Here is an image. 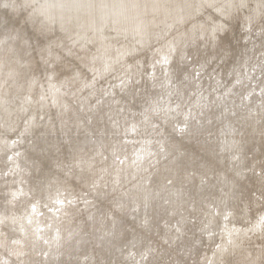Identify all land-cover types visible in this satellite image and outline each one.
Listing matches in <instances>:
<instances>
[{
  "label": "rangeland",
  "instance_id": "obj_1",
  "mask_svg": "<svg viewBox=\"0 0 264 264\" xmlns=\"http://www.w3.org/2000/svg\"><path fill=\"white\" fill-rule=\"evenodd\" d=\"M82 1L0 0V264H264V0Z\"/></svg>",
  "mask_w": 264,
  "mask_h": 264
},
{
  "label": "bare ground",
  "instance_id": "obj_2",
  "mask_svg": "<svg viewBox=\"0 0 264 264\" xmlns=\"http://www.w3.org/2000/svg\"><path fill=\"white\" fill-rule=\"evenodd\" d=\"M3 1H4V0H3ZM6 1H7V0H6ZM25 1H27V0H25ZM81 1H82V0H81ZM173 1H174V0H173ZM180 1H181V0H180ZM210 1H211V0H210ZM8 2H9V1H8ZM48 2H49V1H48ZM57 2H58V1H57ZM61 2H63V1H61ZM68 2H70V1H68ZM82 2H83V1H82ZM93 2H95V1H93ZM160 2H161V1H160ZM163 2H164V1H163ZM171 2H172V1H171ZM183 2H184V1H183ZM183 2H181V3H183ZM198 2H199V1H198ZM198 2H197V3H198ZM200 2H201V0H200ZM200 2H199V3H200ZM212 2H213V1H212ZM225 2H226V1H225ZM39 3H40V2H39ZM53 3H54V2H53ZM63 3H64V2H63ZM76 3H77V2H76ZM168 3H169V2H168ZM176 3H177V2H176ZM179 3H180V2H179ZM184 3H185V2H184ZM188 3H189V2H188ZM17 4H18V3H17ZM49 4H50V3H49ZM49 4H48V5H49ZM54 4H57L56 1H55ZM54 4H53V6H54ZM60 4H61V3H60ZM68 4H69V3H68ZM77 4H78V3H77ZM143 4H144V3H143ZM153 4H154V3H153ZM186 4H187V3H186ZM202 4H204V3H202ZM225 4H226V3H225ZM19 5H20V4H19ZM45 5H46V3H45ZM71 5H73V4H71ZM102 5H103V4H102ZM127 5H128V4H127ZM140 5H141V4H140ZM200 5H201V4H200ZM255 5H256V4H255ZM39 6H40V5H39ZM59 6H63V5H59ZM174 6H175V5H174ZM176 6H177V5H176ZM217 6H218V5H217ZM220 6H221V5H220ZM252 6H253V5H252ZM19 7H20V6H19ZM40 7H41V6H40ZM54 7H57V6H54ZM64 7H66V6H64ZM70 7H72V6H70ZM77 7H78V6H77ZM89 7H90V6H89ZM148 7H149V6H148ZM184 7H186V6H184ZM190 7H191V6H190ZM200 7H201V6H200ZM248 7H249V6H248ZM250 7H251V6H250ZM13 8H14V7H13ZM44 8H46V7L44 6ZM105 8H106V7H105ZM121 8H122V7H121ZM153 8H154V7H153ZM170 8H171V7H170ZM181 8H182V6H181ZM224 8H225V7H224ZM239 8H240V7H239ZM29 9H30V8H29ZM29 9H28V10H29ZM55 9H56V8H55ZM65 9H66V8H65ZM78 9H79V8H78ZM126 9H127V8H126ZM129 9H130V8H129ZM177 9H178V8H177ZM184 9H186V8H184ZM188 9H189V8H188ZM219 9H220V7H219ZM246 9H247V7H246ZM19 10H20V9H19ZM45 10H46V9H45ZM76 10H77V9H76ZM105 10H106V9H105ZM124 10H125V9H124ZM161 10H163V9L161 8ZM237 10H238V9H237ZM260 10H261V9H260ZM43 11H44V10H43ZM43 11H42V12H43ZM53 11H54V10H53ZM60 11H61V10H60ZM67 11H69V10H67ZM67 11H66V12H67ZM80 11H81V10H80ZM137 11H138V10H137ZM151 11H152V10H151ZM157 11H158V10H157ZM165 11H166V10H165ZM186 11H187V10H186ZM211 11H212V10H211ZM232 11H233V10H232ZM262 11H263V10H262ZM45 12H47V11H45ZM49 12H50V11H48V13H49ZM54 12H55V11H54ZM74 12H75V11H74ZM82 12H83V11H82ZM166 12H167V11H166ZM177 12H178V11H177ZM182 12H183V11H182ZM233 12H234V11H233ZM1 13H2V12H1ZM1 13H0V14H1ZM6 13H7V12H6ZM16 13H17V12H16ZM31 13H32V12H31ZM36 13L38 14L39 11L36 12ZM77 13H78V12H77ZM118 13H120V12H118ZM126 13H128V12H126ZM162 13H163V12H162ZM186 13H187V12H186ZM29 14H30V13H29ZM39 14H40V13H39ZM56 14H58V12H57ZM60 14H61V13H60ZM69 14H70V13H69ZM145 14H146V13H145ZM154 14H155V13H154ZM180 14H181V13H180ZM180 14H179V15H180ZM196 14H197V13H196ZM262 14H263V13H262ZM1 15H2V14H1ZM10 15H11V14H10ZM44 15H46V14H44ZM44 15H43V16H44ZM61 15H62V14H61ZM71 15H72V14H71ZM104 15H105V14H104ZM106 15H107V14H106ZM116 15H117V14H116ZM125 15H126V14H125ZM253 15H254V14H253ZM23 16H24V15H23ZM30 16H31V15H30ZM34 16H35V15H34ZM48 16H49V15H48ZM53 16H54V15H53ZM58 16H59V15H58ZM133 16H134V15H133ZM168 16H169V15H168ZM171 16H172V15H171ZM182 16H183V15H182ZM240 16H241V15H240ZM0 17H1V16H0ZM11 17H12V16H11ZM19 17H20V15H19ZM54 17H55V16H54ZM63 17H64V16H63ZM65 17H66V16H65ZM65 17H64V18H65ZM91 17H92V16H91ZM95 17H96V16H95ZM134 17H135V16H134ZM220 17H221V16H220ZM262 17H263V16H262ZM5 18H6V17H5ZM35 18H36V17H35ZM51 18H52V17H51ZM67 18H70V17H67ZM71 18H73V17H71ZM71 18H70V19H71ZM83 18H84V17H83ZM87 18H88V17H87ZM107 18H108V17H107ZM115 18H116V17H115ZM159 18L161 19V17H159ZM159 18H158V19H159ZM166 18H167V17H166ZM183 18H184V16H183ZM208 18H209V17H208ZM26 19H27V18H26ZM57 19H58V17H57ZM57 19H56V20H57ZM62 19H63V18H62ZM62 19H61V20H62ZM75 19H76V18H75ZM141 19H142V18H141ZM144 19H145V18H144ZM204 19H205V18H204ZM3 20H4V19H3ZM41 20H42V19H41ZM44 20H45V18H44ZM65 20H66V19H65ZM93 20H94V19H93ZM128 20H129V19H128ZM136 20H137V19H136ZM167 20H168V19H167ZM172 20H173V19H172ZM243 20H244V19H243ZM255 20H256V19H255ZM255 20H254V21H255ZM263 20H264V19H263ZM0 21H1V20H0ZM9 21H10V20H9ZM17 21H18V20H17ZM21 21H22V20H21ZM49 21H50V20H49ZM51 21H52V22H55V19H54V20L52 19ZM62 21H64V20H62ZM62 21H61V22H62ZM66 21H67V20H66ZM77 21H78V20H77ZM142 21H143V20H142ZM147 21H148V20H147ZM156 21H157V20H156ZM156 21H155V22H156ZM163 21H164V20H163ZM211 21H212V20H211ZM37 22H39V21H37ZM47 22H48V20H47ZM64 22H65V21H64ZM64 22H63V23H64ZM69 22H71V21H69ZM72 22H73V21H72ZM120 22H121V20H120ZM120 22H118V23H120ZM181 22H182V20H181ZM57 23H58V22H57ZM59 23H60V22H59ZM102 23H103V22H102ZM107 23H108V22H107ZM111 23H114V22L112 21ZM148 23H149V22H148ZM184 23H185V22H184ZM204 23H205V22H204ZM9 24H10V23H9ZM40 24H41V23H40ZM49 24H50V23H49ZM49 24H48V26H46V27H48V29H49V26H52V25H53V24H52V25H49ZM72 24H73V23H72ZM159 24H160V23H159ZM165 24H166V23H165ZM179 24H180V23H179ZM26 25H27V24H26ZM56 25H57V24H56ZM65 25H66V24H65ZM67 25H68V24H67ZM69 25H70V23H69ZM80 25H81V24H80ZM92 25H93V24H92ZM92 25H89V26H92ZM98 25H99V24H98ZM117 25H118V24H117ZM122 25H123V23H122ZM130 25H131V24H130ZM133 25H134V24H133ZM135 25H136V24H135ZM138 25H139V24H138ZM138 25H137V26H138ZM171 25H172V24H171ZM184 25H185V24H184ZM217 25H218V23H217ZM221 25H222V24H221ZM7 26H8V25H7ZM12 26H13V25H12ZM35 26H36V25H35ZM54 26H55V25H54ZM75 26H76V25H75ZM119 26H121V25H119ZM124 26H125V25H124ZM146 26H147V25H146ZM212 26H213V25H212ZM215 26H216V24H215ZM218 26H219V25H218ZM218 26H217V27H218ZM4 27H5V26H4ZM14 27H15V26H14ZM17 27H18V26H17ZM40 27H41V26H40ZM40 27H39V29H40ZM43 27H44V26H43ZM43 27H42V28H43ZM52 27H53V26H52ZM111 27H112V25H111ZM142 27H143V26H141V28H142ZM151 27H152V25H151ZM220 27H222V26H220ZM33 28H34V27H33ZM59 28H60V27H59ZM70 28H71V27H70ZM76 28H77V26H76ZM78 28H79V27H78ZM81 28H82V27H81ZM102 28H103V27L101 26V29H102ZM119 28H120V27H119ZM146 28H147V27H146ZM163 28H164V27H163ZM170 28H171V27H170ZM207 28H209V27H207ZM61 29H62V28H61ZM66 29H67V28H66ZM73 29H74V27H73ZM83 29H84V28H83ZM104 29H105V28H104ZM117 29H118V28H117ZM122 29H123V28H122ZM152 29H153V28H152ZM160 29H161V28H160ZM166 29H167V28H166ZM218 29H219V28H218ZM218 29H217V30H218ZM6 30H7V29H6ZM29 30H30V29H29ZM52 30H53V29H52ZM62 30H63V29H62ZM76 30H77V29H76ZM113 30H114V29H113ZM120 30H121V29H120ZM120 30H118V31H120ZM128 30H129V29H128ZM141 30H142V29H141ZM163 30H164V29H163ZM168 30H169V29H168ZM187 30H189V29L187 28ZM208 30H210V29H208ZM45 31H46V30H45ZM68 31H69V29H68ZM72 31H73V30H72ZM72 31H71V32H72ZM82 31H83V30H82ZM97 31H98V30H97ZM97 31H96V32H97ZM104 31H105V30H104ZM123 31H124V30H123ZM130 31H131V30H130ZM139 31H140V30H139ZM144 31H145V30H144ZM153 31H154V30H153ZM197 31H198V30H197ZM211 31H212V30H211ZM17 32H18V31H17ZM49 32H50V31H49ZM71 32H70V33H71ZM91 32H92V31H91ZM113 32H114V31H113ZM132 32H133V31H132ZM164 32H165V31H164ZM215 32H216V30H215ZM262 32H263V31H262ZM6 33H7V32H6ZM8 33H9V32H8ZM26 33H27V32H26ZM74 33H75V31H74ZM89 33H90V32H89ZM97 33H98V32H97ZM100 33H101V32H100ZM100 33H99V34H100ZM134 33H136V32H134ZM157 33H158V32H157ZM188 33H189V31H188ZM191 33H192V32H191ZM193 33H195V32H193ZM205 33H206V32H205ZM34 34H35V33H34ZM58 34H59V33H58ZM64 34H66V33H64ZM79 34H80V33H79ZM94 34H95V33H94ZM101 34H102V33H101ZM108 34H109V33H108ZM132 34H133V33H132ZM160 34H161V32H160ZM183 34H184V33H183ZM197 34H198V33H197ZM202 34H203V33H202ZM222 34H223V33H222ZM36 35H37V34H36ZM38 35H39V34H38ZM40 35H41V34H40ZM50 35H51V34H50ZM60 35H62V34H60ZM90 35H91V34H90ZM96 35H97V34H96ZM96 35H94V36H96ZM135 35H136V34H135ZM147 35H148V34H147ZM158 35H159V34H158ZM178 35H179V34H178ZM200 35H201V34H200ZM207 35H208V34H207ZM243 35H244V34H243ZM9 36H10V34H9ZM9 36H8V37H9ZM55 36H56V35H55ZM76 36H77V35H76ZM88 36H89V35H88ZM108 36H109V35H108ZM125 36H126V35H125ZM152 36H154V35H152ZM161 36H162V35H161ZM171 36H172V35H171ZM194 36H197V35L195 34ZM210 36H212V35H210ZM216 36H217V34H216ZM262 36H263V35H262ZM8 37H7V38H8ZM38 37H39V36H38ZM58 37H59V36H58ZM70 37H71V36H70ZM82 37H83V36H82ZM86 37H87V35H86ZM91 37H92V36H91ZM101 37H102V36H101ZM104 37H105V36H104ZM115 37H116V36H115ZM123 37H124V36H123ZM123 37H122V38H123ZM130 37H131V36H130ZM130 37H129V39H130ZM136 37H137V36H136ZM213 37H215V36H213ZM228 37H229V36H228ZM228 37H227V38H228ZM232 37H233V36H232ZM243 37H244V36H243ZM59 38H60V37H59ZM73 38H74V37H73ZM73 38H72V39H73ZM113 38H114V37H113ZM175 38H176V36H175ZM177 38H178V37H177ZM34 39H35V38H34ZM50 39H51V38H50ZM62 39H63V38H62ZM62 39H61V40H62ZM76 39H77V38H76ZM86 39H87V38H86ZM86 39H85V40H86ZM88 39H89V38H88ZM126 39H127V38H126ZM179 39H180V38H179ZM185 39H186V38H185ZM189 39H190V37H189ZM216 39H217V38H216ZM245 39H246V38H245ZM256 39H257V38H256ZM5 40H6V39H5ZM57 40H58V39H57ZM57 40H56V42L58 43ZM59 40H60V39H59ZM78 40H79V39H78ZM85 40H84V41H85ZM91 40H92V39H91ZM103 40H104V39H103ZM109 40H110V39H109ZM132 40H133V38H132ZM132 40H131V42H132ZM135 40H136V39H135ZM162 40H163V39H162ZM173 40H174V39H173ZM181 40H182V39H181ZM211 40H212V38H211ZM7 41H8V40H7ZM12 41H13V40H12ZM20 41H21V40H20ZM71 41H72V40H71ZM82 41H83V39H82ZM120 41H121V40H120ZM128 41H129V40H128ZM143 41H144V40H143ZM176 41L178 42L179 40H176ZM182 41H183V40H182ZM197 41H198V40H197ZM247 41H248V40H247ZM21 42H22V41H21ZM26 42H27V40H26ZM41 42H42V41H41ZM50 42H51V41H50ZM72 42H74V41H72ZM111 42H112V41H111ZM115 42H116V41H115ZM135 42H136V41H135ZM135 42H134V43H135ZM155 42H156V41H155ZM177 42H176V43H177ZM180 42H181V41H180ZM219 42H220V41H219ZM53 43H55V42H53ZM53 43H52V44H53ZM97 43H98V41H97ZM103 43H104V42H103ZM146 43H147V42H146ZM161 43H162V42H161ZM242 43H243V42H242ZM245 43H246V42H245ZM3 44H4V43H3ZM7 44H8V42H7ZM46 44H47V43H46ZM62 44H63V43H62ZM85 44H86V43H85ZM95 44H96V43H95ZM114 44H115V43H114ZM132 44H133V43H131V45H132ZM135 44H137V43H135ZM171 44L173 45V43H171ZM184 44H185V43H184ZM257 44H258V42H257ZM262 44H263V43H262ZM19 45H20V44H19ZM50 45H51V43H50ZM55 45H56V43H55ZM97 45H98V44H97ZM105 45H106V44H105ZM108 45H110V44H108ZM119 45L121 46V44H119ZM124 45H125V43H124ZM128 45H129V44H128ZM128 45H127V46H128ZM131 45H130V46H131ZM180 45H181V44H180ZM204 45H205V44H204ZM204 45H203V46H204ZM254 45H255V44H254ZM56 46H57V45H56ZM67 46H68V45H67ZM70 46H71V45H69V47H70ZM75 46H77V45H75ZM83 46H84V45H83ZM99 46H100V45H99ZM112 46H114V45H112ZM148 46H149V45H148ZM163 46H164V45H163ZM163 46H162V47H163ZM181 46H182V45H181ZM203 46H202V47H203ZM6 47H7V46H6ZM21 47H22V46H21ZM33 47H34V46H33ZM40 47H42V46H40ZM45 47H46V46H45ZM62 47H63V46H62ZM85 47L87 48V46H85ZM90 47H91V45H90ZM101 47H102V46H101ZM110 47H111V46H110ZM140 47H142V46H140ZM143 47H144V46H143ZM165 47H166V46H165ZM175 47H176V46H175ZM261 47H262V46H261ZM42 48H43V47H42ZM49 48H50V46H49ZM96 48H97V46H96ZM108 48H109V47H108ZM108 48H107V49H108ZM115 48H116V47H115ZM158 48H159V47H158ZM178 48H179V46H178ZM19 49H20V48H19ZM39 49H40V48H39ZM80 49H81V48H80ZM100 49H101V48H100ZM118 49H119V48H118ZM132 49H134V47H132ZM132 49H131V50H132ZM256 49H257V48H256ZM17 50H18V49H17ZM30 50H31V49H30ZM58 50H59V49H58ZM66 50H67V49H66ZM73 50H74V49H73ZM77 50H78V49H77ZM92 50H93V49H92ZM162 50H163V49H162ZM178 50H179V49H178ZM234 50H236V49H234ZM45 51H46V50H45ZM48 51H50V49H49ZM75 51H76V50H75ZM83 51H84V50H83ZM111 51H112V50H111ZM151 51H153V50H151ZM174 51H175V50H174ZM37 52H38V51H37ZM46 52H47V51H46ZM67 52H68V51H67ZM105 52H106V51H105ZM105 52H104V53H105ZM108 52H109V50H108ZM113 52H116V51H113ZM119 52H120V51H119ZM158 52H160V51H158ZM167 52L169 53L168 50H167ZM180 52L182 53L183 51L180 50ZM202 52H203V51H202ZM222 52H223V51H222ZM51 53H52V52H51ZM59 53H60V52H59ZM80 53H81V52H80ZM89 53H90V52H89ZM144 53H145V52H144ZM146 53H147V52H146ZM168 53H167V54H168ZM249 53H250V52H249ZM249 53H248V54H249ZM40 54H41V53H40ZM46 54H47V53H45V55H46ZM105 54H106V53H105ZM105 54H104V55H105ZM109 54H110V53H109ZM119 54H120V53H119ZM122 54H123V52H122ZM158 54H159V53H158ZM225 54H226V53H225ZM27 55H28V54H27ZM47 55L51 56L50 54H47ZM88 55H89V54H88ZM90 55H91V54H90ZM221 55H222V54H221ZM231 55H232V54H231ZM255 55H257V54H255ZM0 56H1V55H0ZM35 56H36V55H35ZM41 56H42V54H41ZM53 56H54V55H53ZM83 56H84V55H83ZM95 56H96V55H95ZM125 56H127V55H125ZM128 56H129V55H128ZM157 56H158V55H157ZM164 56H165V55H164ZM175 56H176V55H175ZM178 56H179V55H178ZM203 56H204V55H203ZM258 56H259V55H258ZM18 57H19V56H18ZM79 57H80V56H79ZM88 57H89V56H88ZM100 57H101V56H100ZM114 57H116V56H114ZM140 57H141V56H140ZM184 57H185V56H184ZM5 58H6V57H5ZM43 58H44V56H43ZM47 58H48V57H47ZM98 58H99V57H98ZM117 58H118V57H117ZM124 58H125V57H124ZM130 58H131V57H130ZM153 58H154V57H153ZM193 58H194V57H193ZM1 59H2V58H1ZM56 59H57V55H56ZM56 59H55V60H56ZM100 59L102 60V58H100ZM112 59H113V58H112ZM112 59H111V60H112ZM118 59H119V58H118ZM120 59H121V57H120ZM160 59H161V58H160ZM8 60H9V59H8ZM18 60H19V59H18ZM58 60H59V59H58ZM101 60H100V62H101ZM109 60H110V59H109ZM122 60H124V59L122 58ZM169 60H170V59H169ZM196 60H197V59H196ZM201 60H202V59H201ZM208 60H209V59H208ZM222 60H223V58H222ZM20 61H21V60H20ZM82 61H83V60H82ZM88 61H89V60H88ZM88 61H87V62H88ZM92 61H93V60H92ZM96 61H97V60H96ZM112 61H113V60H112ZM258 61H259V60H258ZM3 62H4V61H3ZM25 62H26V61H25ZM49 62H50V61H49ZM56 62H57V61H56ZM58 62H59V61H58ZM106 62H107V61H106ZM132 62H133V61H132ZM109 63H110V62H109ZM115 63H116V62H115ZM115 63H114V65H115ZM159 63H160V62H159ZM253 63H254V62H253ZM2 64H3V63H2ZM27 64H28V63H27ZM59 64H60V63H59ZM59 64H58V65H59ZM95 64H96V63H95ZM102 64H103V63H102ZM104 64H105V63H104ZM130 64H131V63H130ZM167 64H168V63H167ZM24 65H25V64H24ZM55 65H56V64H55ZM60 65H61V64H60ZM87 65H88V64H87ZM156 65H157V64H156ZM237 65H238V64H237ZM248 65H249V64H248ZM56 66H57V65H56ZM63 66H64V65H63ZM115 66H116V65H115ZM163 66H164V65H163ZM66 67H68V66L66 65ZM132 67H133V66H132ZM164 67H165V66H164ZM175 67H176V66H175ZM250 67H252V66H250ZM259 67H260V66H259ZM68 68H69V67H68ZM90 68H91V67H90ZM92 68H93V67H92ZM98 68H99V67H97L96 69H98ZM135 68H136V67H135ZM156 68H157V66H156ZM167 68H168V66H167ZM202 68H203V67H202ZM10 69H11V68H10ZM43 69H44V68H43ZM52 69H53V68H52ZM70 69H71V68H70ZM177 69H178V68H177ZM233 69H234V67H233ZM28 70H29V69H28ZM66 70H67V69H66ZM127 70H128V69H127ZM129 70H130V69H129ZM143 70H144V69H143ZM166 70H167V69H166ZM245 70H246V69H245ZM108 71H110V70H108ZM131 71H132V70H131ZM151 71H152V70H151ZM154 71H155V70H154ZM176 71H177V70H176ZM199 71H200V70H199ZM246 71H247V70H246ZM69 72H70V70H69ZM71 72H72V71H71ZM94 72H96V70H95ZM94 72H93V73H94ZM99 72H100V71H99ZM149 72H150V71H149ZM166 72H167V71H166ZM228 72H229V71H228ZM6 73H8V72H6ZM52 73H53V72H52ZM55 73H56V72H55ZM55 73H54V74H55ZM66 73H67V72H66ZM110 73H111V72H110ZM123 73H124V72H123ZM186 73H187V72H186ZM241 73H242V72H241ZM263 73H264V72H263ZM35 74H36V73H35ZM45 74H46V73H45ZM61 74H62V73H61ZM68 74H69V73H68ZM89 74H90V73H89ZM137 74H138V73H137ZM166 74H168V73H166ZM174 74H175V73H174ZM177 74H178V73H177ZM194 74H195V73H194ZM239 74H240V73H239ZM16 75H17V74H16ZM20 75H21V74H20ZM64 75H65V74H64ZM69 75H70V74H69ZM75 75H76V74H75ZM78 75H79V74H78ZM119 75H120V74H119ZM151 75H152V74H151ZM153 75H154V74H153ZM186 75H187V74H186ZM4 76H5V75H4ZM4 76H3V77H4ZM34 76H35V75H34ZM67 76H68V75H67ZM72 76H73V75H72ZM113 76H114V75H113ZM125 76H126V75H125ZM182 76H183V75H182ZM250 76H251V75H250ZM49 77H50V76H49ZM54 77H55V76H54ZM63 77H64V79H65V76H63ZM231 77H232V76H231ZM257 77H258V76H257ZM47 78H48V76H47ZM47 78H46V80H47ZM58 78H59V77H58ZM80 78H81V77H80ZM133 78H134V77H133ZM166 78H167V76H166ZM202 78H203V77H202ZM11 79H12V78H11ZM50 79H51V78H50ZM54 79H55V78H54ZM64 79H63V80H64ZM124 79H125V78H124ZM134 79H135V78H134ZM168 79H169V78H168ZM191 79H192V78H191ZM234 79H235V78H234ZM234 79H233V80H234ZM237 79H238V78H237ZM52 80H53V79H52ZM55 80H56V79H55ZM125 80H126V79H125ZM160 80H161V79H160ZM160 80H159V81H160ZM209 80H210V79H209ZM216 80H217V79H216ZM244 80H245V79H244ZM31 81H33V80H31ZM59 81L61 82L60 79H59ZM64 81H65V80H64ZM70 81H71V80H70ZM78 81H79V80H78ZM163 81H165V79H164ZM167 81H168V80H167ZM167 81H166V82H167ZM247 81H248V80H247ZM55 82H56V81H55ZM85 82H86V81H85ZM87 82H88V81H87ZM97 82H98V81H97ZM97 82H96V83H97ZM116 82H117V81H116ZM122 82H123V81H122ZM133 82H134V81H133ZM57 83H58V82H57ZM62 83H64V82H62ZM65 83H66V81H65ZM82 83H83V82H82ZM123 83H124V82H123ZM125 83H126V82H125ZM141 83H143V82H141ZM164 83H165V82H164ZM11 84H12V83H11ZM51 84H52V83H51ZM58 84H59V85H62V84H60V83H58ZM227 84H228V83H227ZM54 85H55V84H54ZM86 85H87V84H86ZM101 85H102V83H101ZM123 85H124V84H123ZM123 85H122V86H123ZM125 85H126V84H125ZM169 85H170V84H169ZM171 85H172V84H171ZM251 85H252V84H251ZM77 86H78V85H77ZM81 86H82V85H81ZM141 86H142V85H141ZM183 86H184V85H183ZM245 86H246V85H245ZM27 87H29V86H27ZM30 87H31V86H30ZM123 87H124V86H123ZM132 87H133V86H132ZM153 87H154V86H153ZM164 87H166V86H164ZM212 87H213V86H212ZM233 87H234V86H233ZM53 88H54V87H53ZM77 88H78V87H77ZM113 88H114V87H113ZM119 88H120V87H119ZM134 88H135V87H134ZM174 88H175V87H174ZM3 89H4V88H3ZM45 89H46V88H45ZM45 89H44V91H45ZM59 89H60V86H59ZM79 89H80V87H79ZM79 89H78V90H79ZM135 89H136V88H135ZM169 89H170V88H169ZM179 89H180V87H179ZM201 89H202V88H201ZM227 89H228V88H227ZM233 89H234V88H233ZM242 89H243V88H242ZM28 90H29V89H28ZM70 90H71V89H70ZM122 90H123V89H122ZM206 90H207V89H206ZM9 91H10V90H9ZM52 91H53V90H52ZM67 91H68V90H67ZM203 91H204V90H203ZM54 92H55V91H54ZM58 92H59V91H58ZM142 92H143V91H142ZM168 92H169V91H168ZM0 93H1V92H0ZM26 93H27V92H26ZM55 93H56V92H55ZM72 93H73V92H72ZM72 93H71V94H72ZM108 93H109V92H108ZM114 93H115V92H114ZM125 93H126V92H125ZM149 93H150V92H149ZM198 93H199V92H198ZM216 93H217V92H216ZM66 94H67V92H66ZM175 94H176V93H175ZM179 94H180V93H179ZM191 94H192V93H191ZM208 94H209V93H208ZM52 95H55V94H52ZM56 95H57V94H56ZM62 95H63V94H62ZM79 95H80V94H79ZM124 95H125V94H124ZM154 95H155V94H154ZM214 95H215V94H214ZM263 95H264V94H263ZM41 96H42V95H41ZM71 96H72V95H71ZM95 96H96V95H95ZM113 96H114V95H113ZM127 96H128V95H127ZM151 96H152V95H151ZM163 96H164V94H163ZM189 96H190V95H189ZM189 96H188V97H189ZM240 96H241V95H240ZM38 97H39V96H38ZM51 97H52V96H51ZM56 97H57V96H56ZM73 97H75V96H73ZM110 97H111V96H110ZM130 97H131V96H130ZM15 98H16V97H15ZM25 98H26V97H25ZM27 98H28V97H27ZM40 98H41V97H40ZM87 98H88V97H87ZM87 98H85V99L87 100ZM102 98H103V97H102ZM105 98H106V97H105ZM5 99H6V98H5ZM36 99H37V98H36ZM41 99H42V98H41ZM41 99H39V100H41ZM56 99H57V98H56ZM56 99H55V100H56ZM67 99H68V98H67ZM81 99H82V98H81ZM151 99H152V98H151ZM187 99H188V98H187ZM200 99H201V98H200ZM22 100H23V99H22ZM28 100H29V98H28ZM28 100H27V101H28ZM52 100H53V99H52ZM58 100H59V99H58ZM64 100H66V96H65V99H64ZM64 100H63V101H64ZM82 100H83V99H82ZM82 100H81V101H82ZM89 100H90V99H89ZM159 100H160V99H159ZM192 100H193V99H192ZM31 101H32V100H31ZM70 101H71V100H70ZM84 101H85V100H84ZM103 101H104V100H103ZM213 101H214V100H213ZM219 101H220V100H219ZM229 101H230V100H229ZM241 101H242V99H241ZM10 102H12V100H11ZM34 102H35V101L33 100V103H34ZM44 102H45V101H44ZM48 102H49V101H48ZM53 102H54V101H53ZM142 102H143V101H142ZM160 102H161V101H160ZM166 102H167V101H166ZM223 102H224V101H223ZM35 103H36V102H35ZM41 103H43V102H41ZM56 103H58V101H57ZM56 103H55V104H56ZM62 103H63V102H62ZM65 103H66V101H65ZM67 103H68V102H67ZM113 103H114V102H113ZM194 103H195V102H194ZM207 103H208V102H207ZM20 104H21V103H20ZM37 104H38V103H37ZM43 104H44V103H43ZM70 104H71V103H70ZM27 105H28V104H27ZM40 105H41V104H40ZM59 105H60V104H59ZM66 105H67V104H66ZM73 105H74V104H73ZM96 105H97V104H96ZM158 105H159V104H158ZM187 105H189V104H187ZM196 105H197V104H196ZM200 105H201V104H200ZM228 105H229V104H228ZM240 105H241V104H240ZM6 106H7V105H6ZM68 106H69V105H68ZM151 106H152V105H151ZM151 106H150V107H151ZM154 106H156V105H154ZM162 106H163V105H162ZM164 106H165V105H164ZM198 106H199V105H198ZM32 107H33V106H32ZM79 107H80V106H79ZM101 107H102V106H101ZM226 107H227V106H226ZM8 108H9V107H8ZM12 108H13V106H12ZM64 108H66V107H64ZM92 108H93V107H92ZM16 109H17V108H16ZM90 109H91V108H90ZM113 109H114V108H113ZM138 109H139V108H138ZM161 109H162V108H161ZM165 109H166V107H165ZM84 110H85V109H84ZM111 110H112V109H111ZM152 110H153V109H152ZM163 110H164V109H163ZM174 110H175V109H174ZM231 110H232V109H231ZM231 110H230V111H231ZM259 110H260V109H259ZM57 111H58V110H57ZM112 111H113V110H112ZM157 111H158V110H157ZM179 111H180V110H179ZM15 112H16V111H15ZM69 112H70V111H69ZM84 112H85V111H84ZM90 112H91V111H90ZM115 112H116V111H115ZM246 112H247V111H246ZM16 113H17V112H16ZM23 113H24V112H23ZM94 113H95V112H94ZM107 113H108V112H107ZM134 113H135V112H134ZM174 113H175V112H174ZM179 113H180V112H179ZM183 113H184V112H183ZM253 113H254V112H253ZM19 114H20V113H19ZM48 114H49V113H48ZM61 114H62V113H61ZM64 114H65V112H64ZM74 114H75V113H74ZM76 114H77V113H76ZM97 114H98V113H97ZM168 114H169V113H167V115H168ZM194 114H195V113H194ZM33 115H34V114H33ZM79 115H80V114H79ZM140 115H141V114H140ZM181 115H182V113H181ZM186 115H187V114H186ZM231 115H232V114H231ZM250 115L252 116V114H250ZM37 116H38V115H37ZM80 116H81V115H80ZM84 116H85V115H84ZM116 116H117V115H116ZM119 116H120V115H119ZM137 116H138V115H137ZM177 116H178V115H177ZM248 116H249V115H248ZM9 117H10V116H9ZM20 117H21V116H20ZM56 117H58V116H56ZM66 117H67V116H66ZM164 117H165V116H164ZM175 117H176V116H175ZM184 117H185V116H184ZM252 117H253V116H252ZM60 118H61V117H60ZM169 118H170V117H169ZM225 118H226V117H225ZM28 119H29V118H28ZM66 119H67V118H66ZM74 119H75V118H74ZM88 119H89V118H88ZM251 119H252V118H251ZM20 120H21V119H20ZM20 120H19V121H20ZM35 120H36V119H35ZM217 120H218V119H217ZM66 121H67V120H66ZM180 121H181V120H180ZM209 121H210V120H209ZM213 121H214V120H213ZM237 121H238V120H237ZM13 122H15V121H13ZM33 122H34V121H33ZM44 122H45V121H44ZM95 122H96V121H95ZM196 122H197V121H196ZM36 123H37V122H36ZM54 123H56V122H54ZM59 123H60V122H59ZM66 123H67V122H66ZM96 123H97V122H96ZM107 123H108V122H107ZM168 123H169V122H168ZM2 124H4V123H2ZM14 124H15V123H14ZM33 124H34V123H33ZM60 124H61V123H60ZM64 124H65V123H64ZM78 124H79V123H78ZM78 124H77V125H78ZM130 124H131V123H130ZM250 124H251V123H250ZM36 125H37V124H36ZM61 125H62V124H61ZM65 125H66V124H65ZM95 125H96V124H95ZM23 126H24V125H23ZM50 126H51V125H50ZM105 126H106V125H105ZM105 126H104V127H105ZM131 126H132V124H131ZM179 126H180V125H179ZM252 126H253V125H252ZM12 127H13V126H12ZM25 127H26V126H25ZM60 127H61V126H60ZM68 127H69V126H68ZM79 127H80V126H79ZM100 127H101V126H100ZM127 127H128V126H127ZM174 127H175V126H174ZM187 127H188V125H187ZM246 127H247V126H246ZM1 128H2V127H1ZM56 128H57V127H56ZM61 128H62V127H61ZM91 128H92V127H91ZM123 128H124V127H123ZM131 128H132V127H131ZM161 128H162V127H161ZM168 128H169V127H168ZM199 128H200V126H199ZM10 129H11V128H10ZM31 129H32V128H31ZM36 129H37V128H36ZM65 129H66V128H65ZM65 129H64V130H65ZM188 129H189V128H188ZM43 130H44V129H43ZM153 130H154V129H153ZM179 130H180V129H179ZM2 131H3V130H2ZM27 131H28V130H27ZM94 131H95V130H94ZM10 132H11V131H10ZM35 132H36V131H35ZM35 132H34V133H35ZM70 133H71V132H70ZM82 133H83V132H82ZM89 133H90V131H89ZM37 134H38V133H37ZM60 134H61V133H60ZM72 134H74V133H72ZM116 134H117V133H116ZM2 135H3V134H2ZM8 135H9V134H8ZM34 135H35V134H34ZM54 135H55V134H54ZM66 135H67V134H66ZM68 135H69V134H68ZM241 135H242V134H241ZM21 136H22V135H21ZM24 136H25V135H24ZM40 136H41V135H40ZM70 136H71V135H70ZM88 136H89V135H88ZM125 136H126V135H125ZM16 137H17V136H16ZM63 137H66V136H63ZM71 137H72V136H71ZM71 137H70V138H71ZM97 137H99V136H97ZM119 137H120V136H119ZM21 138H22V137H21ZM41 138H43V137H41ZM52 138H53V137H52ZM75 138H76V137H75ZM138 138H139V137H138ZM1 139H2V138H1ZM43 139H44V138H43ZM45 139H46V138H45ZM130 139H131V138H130ZM141 139H142V138H141ZM6 140H7V139H6ZM6 140H5V141H6ZM20 140H21V139H20ZM27 140H28V138H27ZM57 140H58V137H57ZM76 140H77V139H76ZM83 140H84V139H83ZM95 140H97V139H95ZM104 140H105V139H104ZM48 141H49V140H48ZM79 141H80V140H79ZM81 141H82V140H81ZM144 141H145V140H144ZM27 142H28V141H27ZM70 142H71V141H70ZM56 143H57V142H56ZM71 143H72V142H71ZM98 143H99V142H98ZM133 143H134V142H133ZM138 143H139V142H138ZM164 143H165V142H164ZM35 144H36V143H35ZM62 144H63V143H62ZM77 144H78V143H77ZM93 144H94V143H93ZM241 144H242V143H241ZM11 145H12V144H11ZM20 145H21V144H20ZM39 145H40V144H39ZM102 145H103V144H102ZM115 145H116V144H115ZM201 145H202V144H201ZM51 146H52V145H51ZM64 146H65V145H64ZM71 146H72V145H71ZM120 146H122V145H120ZM1 147H2V146H1ZM43 147H44V146H43ZM43 147H42V148H43ZM75 147H76V146H75ZM86 147H87V146H86ZM99 147H100V146H99ZM145 147H147V146H145ZM158 147H159V146H158ZM175 147H176V146H175ZM12 148H13V147H12ZM19 148H20V147H19ZM31 148H32V147H31ZM62 148H63V147H62ZM72 148H73V147H72ZM94 148H95V147H94ZM112 148H113V147H112ZM140 148H141V147H140ZM15 149H16V148H15ZM56 149H57V148H56ZM60 149H61V148H60ZM88 149H89V148H88ZM96 149H97V148H96ZM102 149H103V148H102ZM110 149H111V148H110ZM154 149H155V148H154ZM164 149H165V148H164ZM182 149H183V148H182ZM25 150H26V149H25ZM67 150H68V149H67ZM77 150H78V149H77ZM7 151H8V150H7ZM34 151H35V150H34ZM34 151H33V152H34ZM78 151H79V150H78ZM103 151H104V150H103ZM129 151H130V150H129ZM140 151H141V150H140ZM143 151H144V150H143ZM143 151H142V152H143ZM154 151H155V150H154ZM154 151H153V152H154ZM23 152H24V151H23ZM25 152H26V151H25ZM104 152H105V151H104ZM138 152H139V151H138ZM148 152H149V151H148ZM148 152H147V153H148ZM175 152H176V151H175ZM29 153H30V152H29ZM48 153H49V152H48ZM55 153H56V152H55ZM63 153H64V152H63ZM74 153H75V150H74ZM117 153H118V152H117ZM117 153H116V154H117ZM121 153H122V152H121ZM136 153H137V152H136ZM203 153H204V152H203ZM20 154H21V153H20ZM51 154H52V153H51ZM67 154H68V153H67ZM126 154H127V153H126ZM155 154H156V153H155ZM31 155H32V154H31ZM34 155H35V154H34ZM81 155H82V154H81ZM117 155H118V154H117ZM131 155H132V154H131ZM149 155H150V154H149ZM149 155H148V156H149ZM157 155H158V154H157ZM28 156H29V155H28ZM74 156H75V154H74ZM93 156H94V154H93ZM97 156H98V155H97ZM97 156H96V157H97ZM140 156H141V155H140ZM143 156H144V155H143ZM23 157H24V156H23ZM44 157H45V156H44ZM76 157H77V155H76ZM79 157H80V156H79ZM89 157H90V156H89ZM125 157H126V156H125ZM160 157H161V156H160ZM20 158H21V157H20ZM30 158H31V157H30ZM45 158H46V157H45ZM47 158H48V157H47ZM80 158H81V157H80ZM93 158H94V157H93ZM63 159H64V158H63ZM77 159H78V158H77ZM86 159H87V158H86ZM124 159H125V158H124ZM127 159H128V158H127ZM130 159H131V158H130ZM78 160H81V159H78ZM4 161H5V160H4ZM59 161H60V160H59ZM83 161H84V160H83ZM83 161H82V162H83ZM88 161H89V160H88ZM168 161H169V160H168ZM76 162H77V160H76ZM26 163H27V162H26ZM50 163H51V162H50ZM55 163H56V162H55ZM77 163H79V162H77ZM77 163H75V164H77ZM84 163H86V162H84ZM84 163H83V164H84ZM88 163H90V162H88ZM131 163H133V161H132ZM13 164H14V163H13ZM38 164L40 165V163H38ZM51 164H52V163H51ZM6 165H7V164H6ZM17 165H18V164H17ZM36 165H37V163H36ZM36 165H35V166H36ZM52 165H53V164H52ZM81 165H82V164H81ZM86 165H87V164H86ZM94 165H95V164H94ZM106 165H107V164H106ZM116 165H117V164H116ZM134 165H135V164H134ZM13 166H14V165H13ZM30 166H31V165H30ZM46 166H47V165H46ZM53 166H54V165H53ZM53 166H52V167H53ZM59 166H60V165H59ZM114 166H115V165H114ZM118 167H119V166H118ZM72 168H73V167H72ZM108 168H109V167H108ZM126 168H127V167H126ZM83 169H84V168H83ZM97 169H98V168H97ZM102 169H104V168H102ZM115 169H116V168H115ZM1 170H2V169H1ZM41 170H42V169H41ZM57 170H58V169H57ZM90 170H91V169H90ZM124 170H125V169H124ZM130 170H131V169H130ZM133 170H134V169H133ZM3 171H4V170H3ZM15 171H16V170H15ZM32 171H33V170H32ZM46 171H47V170H46ZM49 171H50V170H49ZM63 171H64V170H63ZM68 171H69V170H68ZM81 171H82V170H81ZM141 171H142V170H141ZM141 171H140V172H141ZM17 172H19V170H18ZM87 172H88V171H87ZM113 172H114V171H113ZM122 172H123V171H122ZM9 173H10V172H9ZM20 173H21V172H20ZM31 173H32V172H31ZM36 173H37V172H36ZM44 173H45V172H44ZM58 173H59V172H58ZM68 173H69V172H68ZM71 173H72V172H71ZM117 173H118V172H117ZM117 173H116V174H117ZM119 173H120V172H119ZM85 174H86V173H85ZM103 174H104V173H103ZM113 174H114V173H113ZM142 174H143V173H142ZM11 175H12V174H11ZM22 175H23V174H22ZM36 175H37V174H36ZM38 175H39V174H38ZM75 175H76V174H75ZM144 175H145V174H144ZM30 176H31V175H30ZM102 176H103V175H102ZM134 176H135V175H134ZM141 176H142V175H141ZM13 177H15V176H13ZM147 177H148V176H147ZM191 177H192V176H191ZM54 178H55V177H54ZM137 178H138V177H137ZM140 178H141V177H140ZM145 178H146V177H145ZM8 179H9V178H8ZM15 179H16V178H15ZM32 179H33V178H32ZM129 179H130V178H129ZM146 179H147V178H146ZM66 180H67V178H66ZM20 181H21V180H20ZM24 181H25V180H23V182H24ZM46 181H47V180H46ZM51 181H52V180H51ZM69 181H70V180H69ZM69 181H68V182H69ZM115 181H116V180H115ZM37 182H38V181H37ZM76 182H77V181H76ZM96 182H97V181H96ZM1 183H2V181H1ZM21 183H22V182H21ZM107 183H108V182H107ZM135 183H136V182H135ZM17 184H18V183H17ZM19 184H20V183H19ZM19 184H18V185H19ZM52 184H53V183H52ZM95 184H96V183H95ZM102 184H103V183H102ZM110 184H111V183H110ZM164 184H165V183H164ZM20 185H21V184H20ZM27 185H28V184H27ZM93 185H94V183H93ZM121 185H122V184H121ZM12 186H13V185H12ZM33 186H34V184H33ZM42 186H43V185H42ZM7 187H8V186H7ZM27 187H28V186H27ZM109 187H110V186H109ZM122 187H123V186H122ZM102 188H103V187H102ZM67 189H68V188H67ZM134 189H135V188H134ZM16 190H17V189H16ZM18 190H19V189H18ZM125 191H126V190H125ZM1 192H3V191H1ZM101 192H102V191H101ZM107 192H108V191H107ZM129 192H130V191H129ZM121 193H122V192H121ZM53 194H54V193H53ZM124 194H125V193H124ZM3 195H4V194H3ZM36 196H37V195H36ZM121 196H122V195H121ZM10 197H11V196H10ZM24 197H25V196H24ZM73 197H74V196H73ZM106 198H107V197H106ZM98 199H99V198H98ZM8 200H9V199H8ZM23 200H24V199H23ZM102 200H103V199H102ZM144 200H145V199H144ZM10 201H11V200H10ZM20 201H21V200H20ZM37 201H38V200H37ZM154 201H155V200H154ZM31 202H32V201H31ZM138 202H139V201H138ZM16 203H17V202H16ZM0 204H1V203H0ZM26 205H27V204H26ZM2 206H3V205H2ZM11 206H12V205H11ZM85 206H86V205H85ZM85 206H84V207H85ZM95 206H96V204H95ZM26 207H27V206H26ZM8 208H9V207H8ZM21 208H22V207H21ZM59 208H60V207H59ZM23 210H24V209H23ZM37 210H38V209H37ZM2 211H3V210H2ZM6 212H7V211H6ZM31 212H32V211H31ZM37 212H38V211H37ZM81 212H82V211H81ZM23 213H24V212H23ZM33 213H34V212H33ZM35 213H36V212H35ZM125 213H126V212H125ZM45 214H46V213H45ZM86 214H87V213H86ZM32 215H34V214H32ZM39 216H40V215H39ZM36 217H37V216H36ZM73 217H74V216H73ZM22 218H23V217H22ZM84 218H85V217H84ZM37 220H38V219H37ZM23 221H24V220H23ZM39 221H40V220H39ZM18 222H19V221H18ZM18 222H17V223H18ZM33 222H34V221H33ZM138 222H139V221H138ZM37 223H38V222H37ZM64 223H65V222H64ZM25 224H26V223H25ZM47 224H48V223H47ZM66 225H67V224H66ZM104 225H105V224H104ZM11 226H12V225H11ZM24 226H25V225H24ZM43 228H44V227H43ZM44 229H45V228H44ZM46 229H47V228H46ZM46 229H45V230H46ZM38 230H39V229H38ZM69 231H70V230H69ZM40 232H41V231H40ZM43 233H45V232H43ZM50 234H51V233H50ZM41 235H42V234H41ZM56 235H57V234H56ZM128 236H129V235H128ZM34 238H35V237H34ZM50 238H51V237H50ZM28 239H29V238H28ZM38 241H39V240H38ZM144 242H145V241H144ZM32 243H33V242H32ZM35 243H36V242H35ZM161 243H162V242H161ZM48 246H49V245H48ZM50 248H51V247H50ZM121 248H123V247H121ZM44 249H45V248H44ZM44 249H43V250H44ZM46 250H47V249H46ZM48 251H49V250H48ZM31 252H32V251H31ZM43 254H44V253H43ZM44 256H45V255H44ZM115 261H116V260H115Z\"/></svg>",
  "mask_w": 264,
  "mask_h": 264
}]
</instances>
